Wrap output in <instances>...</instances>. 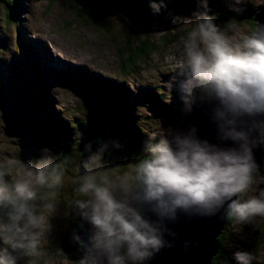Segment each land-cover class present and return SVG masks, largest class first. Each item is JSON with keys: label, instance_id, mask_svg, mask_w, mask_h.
<instances>
[{"label": "rangeland", "instance_id": "1", "mask_svg": "<svg viewBox=\"0 0 264 264\" xmlns=\"http://www.w3.org/2000/svg\"><path fill=\"white\" fill-rule=\"evenodd\" d=\"M18 1L19 18L15 19L16 21L9 17L12 14L0 1V39L6 43L5 48L0 47V182L9 187L24 178L25 170L34 172L36 169L28 159L29 144L33 142L34 129L38 128L42 118H46L45 113L48 111L41 105L42 101H36L35 98L40 93V87L36 84L39 77L48 87V94L52 100L50 109L55 110L54 114L60 113L62 120L66 122L73 118L80 120L82 114L78 113L77 109L86 107L81 97L77 96L79 94L69 90V87L73 89L71 82L60 79L58 74L52 73L53 69L60 72L67 69L65 76L68 80L71 75L86 73H91L95 77L103 76L118 80L124 78L130 90L138 97V92L144 87L158 86L167 96H170L173 89L177 90V94L188 95L189 102L195 105L213 99L205 95L199 83L192 79L187 69L183 67V41L187 39L189 31L197 22L203 21L200 17L190 16L188 13L179 18L163 17L162 21H151L147 31L144 28H140L139 31L132 28L133 25L140 17L152 20L148 18L149 14L141 15L124 8L122 6L124 4L114 3L110 5L108 11L93 8L99 10L98 17L100 15L106 24L103 23L108 25L107 30H104L95 23L86 24L85 21L88 19L78 18L64 0ZM217 1L219 4L222 2ZM233 1L234 5L235 3L237 5L235 8L249 5L254 11L264 4V0ZM218 31L229 43H235L248 37L251 28L247 23L242 22L238 25L235 21L229 20L218 26ZM137 33H140L141 38L135 35ZM129 35H135L131 44H127ZM175 35L174 41L166 40ZM147 38H150L151 42L157 41L163 45L158 46L159 50L151 53L145 61L136 63L133 72L129 70L131 73L127 75V72L121 70L122 58L126 59L129 56L130 47L140 45V39ZM30 47L38 53L41 66L31 58L28 50ZM171 95L170 98L176 97L174 94ZM133 100L138 103L136 97ZM172 100L178 102L177 99ZM138 109L139 107L136 110ZM140 122L144 126V131L150 135L156 133L161 135L166 132L176 134L187 128L185 121L178 118L170 121L143 118ZM21 152L24 154H20ZM19 155L24 157L21 156L22 159H19ZM134 169L135 166L129 165L128 170L123 173L125 176L110 177L108 181L104 179L101 182L111 188L117 197L123 195L122 187L125 185L130 190L129 194H132L136 191ZM68 170L61 167L59 175L70 181L68 186H62L73 189L75 186H72ZM252 178L253 184L240 195L241 200L251 196L258 197L260 191L264 190V166L257 170ZM32 187L35 191L34 183ZM87 198L90 199V196ZM55 201L57 200L53 197L48 201L53 204V211L48 217V228L40 237L36 251L31 256H24L9 250L16 256L17 264H79L81 260L84 264H93L89 250L94 228L84 217L85 210L81 219H78L79 224L75 232L80 235L77 236L70 228L71 224L77 223L76 219L71 217L75 204L58 203L54 206ZM32 204L40 211L45 203ZM138 207L141 210L140 205ZM82 237L86 239L84 244ZM80 247L83 250H80ZM223 249L226 253V264H240L234 258V254L242 252H247L253 257L249 264H264V218L252 217L242 223L231 221L223 236Z\"/></svg>", "mask_w": 264, "mask_h": 264}, {"label": "clouds", "instance_id": "2", "mask_svg": "<svg viewBox=\"0 0 264 264\" xmlns=\"http://www.w3.org/2000/svg\"><path fill=\"white\" fill-rule=\"evenodd\" d=\"M183 55L190 77L208 98L217 101V116L223 122L221 138L235 146L218 148L185 139L173 147L161 141L136 165V191L129 194L125 185L120 197L103 182L97 183L93 175L83 177L78 191L90 199L78 207L85 210L83 215L94 228L89 250L93 264H143L163 246L159 224L146 218L140 204L149 205L158 219L178 208L219 209L222 205H226L228 219L236 223L264 218V190L258 197L240 199L253 184L257 168L250 135L253 131L257 137L264 135V124L254 125L248 133L233 127L234 117L264 115V36L229 43L204 18L183 41ZM33 183L52 188L60 183V175L55 166L44 164L34 172L25 170L24 178L10 187L0 182V245L6 246L0 247V264H17L9 250L31 256L48 228L53 204L35 209L30 203L37 197ZM234 258L240 264L253 259L247 252L236 253Z\"/></svg>", "mask_w": 264, "mask_h": 264}, {"label": "trees", "instance_id": "3", "mask_svg": "<svg viewBox=\"0 0 264 264\" xmlns=\"http://www.w3.org/2000/svg\"><path fill=\"white\" fill-rule=\"evenodd\" d=\"M9 16L12 20L19 18V1L4 2ZM16 1V2H15ZM67 2L72 11L78 18L88 19L86 24L95 23L101 27L100 29L107 30L105 21L98 17L97 11L93 9L102 8L109 9L112 4H124V8L138 12L139 14H149L148 18L140 17L139 21L132 28H144L146 31L150 27L151 21H162L163 17L172 18L181 17L184 13L190 16H198L202 20L209 18L217 27L222 23L233 20L236 24L242 22L247 23L251 31L249 36L255 32V23L253 18L257 10H252L251 6L243 7L237 5L233 0H222L219 4L217 0H64ZM153 5L155 8H153ZM234 5V8L232 7ZM188 6V7H187ZM190 6V7H189ZM91 8L93 11H91ZM95 12V13H94ZM93 15V16H92ZM95 15V17H94ZM97 15V16H96ZM145 16V17H147ZM189 18V17H188ZM101 20V21H100ZM16 21V20H15ZM105 24H104V23ZM140 37V33L135 34ZM135 35H129L127 44H131ZM248 36V37H249ZM168 42L176 39V35L166 38ZM141 44L136 47H130L129 56L126 59L122 58V71L129 75L136 63H140L149 58L151 53L159 50L157 41H152L150 38L141 40ZM5 41L0 39V47L5 48ZM159 44V45H158ZM30 53L34 50L29 49ZM27 50V54H28ZM38 55V54H37ZM36 55V56H37ZM37 71V70H36ZM66 73H58V77L66 82H71L73 87L69 90L76 91L81 99L85 102V108H78V113L82 114L79 119H71L68 122L61 119V114H54L55 110L50 106L52 104L51 96L46 83L39 77L37 85L40 87V93L36 95V101H42L41 105L47 109L45 119L42 118L38 128L34 129L33 142L29 144L30 152L28 159L37 168L38 166L48 164L50 167L55 166L59 174L61 167L69 169L70 180L73 189L64 188L62 185H69V179L65 176H60V183L52 188L35 185L37 197L30 203L44 204L49 199L55 198V205L58 203H69L74 205V211L71 217L76 219L77 223L71 224L73 234L77 236L80 233L75 232L82 217L83 210L78 207V203L86 201L87 195L81 194L78 189L83 177L93 175L97 183H101L104 179L108 181L110 177H122L128 170V166L138 165L143 159L149 155V149L161 141L169 143L174 137H177L181 132L172 134L166 132L159 135L156 133L150 135L144 131V126L141 124V119L150 118L154 121H167L175 118L183 119L186 123V129L190 125L189 117L198 107L203 106L208 101L195 105L189 102L188 95L177 94V90L173 89L170 93L176 97L170 98L164 94V90L158 86L144 87L139 93V97L128 88V84L124 78L121 80L108 77H95L91 74H80L69 76L68 80ZM40 76V75H37ZM81 82V83H80ZM176 90V92H175ZM134 97L137 98L136 104ZM172 99H177L178 102H173ZM141 102V103H140ZM139 104V106H138ZM137 107H139L138 110ZM141 109V110H140ZM139 111V114H137ZM161 111V112H160ZM145 112H147L145 114ZM25 141V139H23ZM22 142L25 144V142ZM32 144V145H31ZM20 154H24L21 152ZM19 155V159H22ZM264 166V159L259 165L258 170ZM67 196V198H64ZM49 203V202H48ZM231 223L228 219L226 228ZM226 231V229H225ZM223 231L219 237V252L213 258L212 264H226L225 251L223 249ZM83 244L86 242L85 237L81 238ZM80 250H83L81 247ZM147 261H145V264Z\"/></svg>", "mask_w": 264, "mask_h": 264}, {"label": "water", "instance_id": "4", "mask_svg": "<svg viewBox=\"0 0 264 264\" xmlns=\"http://www.w3.org/2000/svg\"><path fill=\"white\" fill-rule=\"evenodd\" d=\"M253 21L255 32L251 36H264V4L258 6ZM217 109L218 104L214 98L196 109L189 116L188 129L168 144L174 147L185 139H194L218 148L234 147L230 141L221 138L220 125L223 122L217 116ZM258 123L264 124V115L238 116L234 117L233 127L237 131L248 133ZM250 139L255 141V147L252 148V156L257 166L255 173L264 159V135L257 137L253 131ZM140 207L146 218L159 224L164 242L146 264H212L213 258L219 252L218 239L228 224L226 205L219 209L198 206L178 208L171 216L160 219L150 211L149 205L140 204Z\"/></svg>", "mask_w": 264, "mask_h": 264}, {"label": "bare ground", "instance_id": "5", "mask_svg": "<svg viewBox=\"0 0 264 264\" xmlns=\"http://www.w3.org/2000/svg\"><path fill=\"white\" fill-rule=\"evenodd\" d=\"M24 38H25V37H24ZM38 47H39V46H38ZM160 112H161V111H160ZM188 117H189V116H188ZM255 173H256V172H255ZM255 173H254V174H255Z\"/></svg>", "mask_w": 264, "mask_h": 264}]
</instances>
